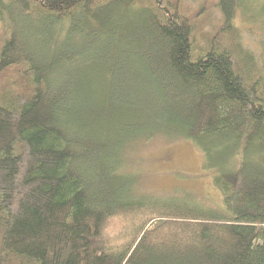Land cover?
Segmentation results:
<instances>
[{
    "label": "trees",
    "instance_id": "trees-1",
    "mask_svg": "<svg viewBox=\"0 0 264 264\" xmlns=\"http://www.w3.org/2000/svg\"><path fill=\"white\" fill-rule=\"evenodd\" d=\"M156 137L225 209L138 191ZM0 264H264V0H0Z\"/></svg>",
    "mask_w": 264,
    "mask_h": 264
},
{
    "label": "rangeland",
    "instance_id": "rangeland-1",
    "mask_svg": "<svg viewBox=\"0 0 264 264\" xmlns=\"http://www.w3.org/2000/svg\"><path fill=\"white\" fill-rule=\"evenodd\" d=\"M200 1L185 0V4L196 8ZM133 155L127 169L137 176L140 193L183 198L191 194L205 208L225 209L213 174L203 169L204 154L190 141L156 137L149 147Z\"/></svg>",
    "mask_w": 264,
    "mask_h": 264
}]
</instances>
